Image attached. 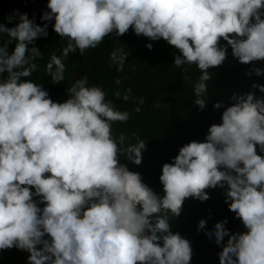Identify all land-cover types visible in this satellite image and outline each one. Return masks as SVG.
I'll use <instances>...</instances> for the list:
<instances>
[{
    "label": "clouds",
    "instance_id": "obj_1",
    "mask_svg": "<svg viewBox=\"0 0 264 264\" xmlns=\"http://www.w3.org/2000/svg\"><path fill=\"white\" fill-rule=\"evenodd\" d=\"M47 9L41 20H54L55 33L67 39L63 58L77 51L83 56L109 34L123 36L130 28L165 40L180 53L177 68L200 70L193 89L200 110L210 69L225 63L229 46L241 64L264 62V0H48ZM17 15L14 27L0 23V39L9 38L0 43V251H26L27 264H190L191 242L171 231V221L185 199L207 201L206 189L227 186L225 203L246 231L230 233L225 219L206 232L223 245L219 264H264V156L258 154L264 153V95L251 90L264 93V85L234 93L204 142L185 144L162 166L160 196L121 163L125 155L140 165L146 141L137 137L125 146V135L113 134V124L131 114L106 99L102 86L84 76L67 88L64 102H54L28 79L42 57L34 41L48 36V24L18 12L8 23ZM128 55L112 51L117 71ZM62 57L53 54L47 63L52 84L65 79ZM253 74L264 75V68L253 67L247 75ZM131 91L117 89L113 96L142 105L143 97L137 102ZM205 226L201 219L198 231Z\"/></svg>",
    "mask_w": 264,
    "mask_h": 264
},
{
    "label": "trees",
    "instance_id": "obj_2",
    "mask_svg": "<svg viewBox=\"0 0 264 264\" xmlns=\"http://www.w3.org/2000/svg\"><path fill=\"white\" fill-rule=\"evenodd\" d=\"M47 3L48 0H0V23L7 27H14L18 22V15L12 23L7 21V17L16 12L27 13L29 19L40 26L48 24V36L34 41L42 57L37 58L38 69L28 79L42 84L54 102H64L68 98L67 88L81 77L87 76L90 85L102 86L107 93L106 99L112 100L119 110L131 114L126 123L113 124V134L119 137L123 133L126 137L125 146L136 143L137 137L146 141L140 165L127 161L125 155H121V163L126 164L130 171L140 173L143 182L160 196L164 195L159 179L162 166L171 163L185 144L191 141L204 142L209 127L222 123V113L232 103L230 98L234 93L239 95L250 90L253 83L264 85V75H247L253 67L264 68V62L241 64L232 56L229 46L225 63L210 69L213 79L209 81L204 97L206 106L200 110L194 103L196 96L193 89L201 72L194 64L185 65L187 72L177 68L174 59L180 53L165 40L152 41L143 35L137 36L130 28L123 36L109 34L103 43L87 49L83 56L77 51L63 58L62 49L67 45V39L55 33L54 20H41L42 14L49 11ZM8 39L5 35L0 43H7ZM149 43L152 44L151 50L146 47ZM14 45L15 41L9 44L10 51ZM221 45L225 46L226 41L221 40ZM117 48L129 52L123 71H117V65L110 60V54ZM53 54L61 56L66 66L65 79L60 84H52L46 72L47 63ZM117 79L121 83L117 84ZM129 88L137 102L143 97L142 105L132 100L125 102L122 96L120 99L113 96L115 90L119 89L123 94ZM251 90L256 91L258 96L264 95L258 89ZM216 102H222L223 107L214 108ZM137 106L141 108L139 113L134 111ZM258 154L264 156L259 151ZM226 187L206 189L210 197L207 201L201 202L191 197L185 199L181 215L171 221V231L178 232L191 242L190 264H219L218 253L222 251L223 245H217L214 236L210 239L206 235V232L214 230L217 222L227 219L225 227L230 233L246 231L241 220L225 203ZM201 219L206 220V226L198 231ZM227 239L225 237L223 244H226ZM28 256V252L16 248L0 251V264H27Z\"/></svg>",
    "mask_w": 264,
    "mask_h": 264
}]
</instances>
